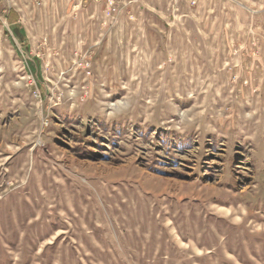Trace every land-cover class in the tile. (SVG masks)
Segmentation results:
<instances>
[{
	"label": "rangeland",
	"instance_id": "rangeland-1",
	"mask_svg": "<svg viewBox=\"0 0 264 264\" xmlns=\"http://www.w3.org/2000/svg\"><path fill=\"white\" fill-rule=\"evenodd\" d=\"M0 16V264H264V0Z\"/></svg>",
	"mask_w": 264,
	"mask_h": 264
},
{
	"label": "built area",
	"instance_id": "built-area-1",
	"mask_svg": "<svg viewBox=\"0 0 264 264\" xmlns=\"http://www.w3.org/2000/svg\"><path fill=\"white\" fill-rule=\"evenodd\" d=\"M0 18H1V16H0Z\"/></svg>",
	"mask_w": 264,
	"mask_h": 264
}]
</instances>
